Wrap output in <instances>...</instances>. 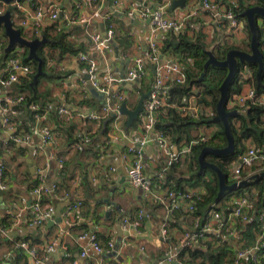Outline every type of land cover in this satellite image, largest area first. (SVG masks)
<instances>
[{
  "label": "crops",
  "instance_id": "0c3cea01",
  "mask_svg": "<svg viewBox=\"0 0 264 264\" xmlns=\"http://www.w3.org/2000/svg\"><path fill=\"white\" fill-rule=\"evenodd\" d=\"M46 1L33 0V3L45 4ZM58 1L63 12L79 11L86 18L91 19L90 24L66 27L63 26L60 18L56 21L44 19L38 26L39 37L47 33L54 38L55 31L60 32L64 29L65 41L75 48L82 47V49L75 53H62L61 46L52 38L45 36L48 42H45L41 49L47 60V67L49 68L52 64V68L51 71H47L48 76L46 73L42 74V79L35 83L41 96L30 107L33 111L32 119H29V110L23 107L14 108L20 103L12 105V110L8 112L4 110V97H15L18 94L15 88L19 80L15 87L0 88V166L4 168L5 181L4 192L0 195V264H72L73 261L77 264H157L169 253H178L182 233L186 230H194L196 224L204 223L208 218L209 210L202 211V214L187 211L185 203L180 201L179 208L171 212L168 210L169 201L164 204L151 202L143 195L141 189L129 183L123 168L122 152L132 140L144 136L147 131L138 126L133 130H127L126 116L122 115L117 125L111 126L106 139L100 134L97 135L100 128L98 122L87 119L84 115L90 110L91 113L102 115L103 102L93 97L88 89V80L85 79L83 63L79 55L86 53L95 61L92 78L97 82L106 73L116 76L124 74L132 66L136 57L144 56L145 47L151 35L147 19H142L138 11L129 15L130 3L135 2L138 8L142 5L152 7L162 0ZM77 3L79 7L76 6ZM189 3H198L201 9L200 0H190ZM24 6L27 7L25 4ZM183 8L177 6L172 12L167 8L169 16L186 20V26L181 33L193 37L201 32L205 36L204 41H211L210 45L213 44V47L216 44L240 46L245 41V26L232 29L226 20L215 18L205 10L202 11V17L206 22L196 21V16L188 19L186 15L192 10L188 12ZM26 10V8L14 9L11 19L15 27L20 28L26 37L32 39L35 36L33 26L29 24L26 28L20 27ZM106 14L111 15L115 24V36L111 44L112 49L100 51L94 48L88 34L94 27L99 33L104 34ZM58 22L61 23L60 26ZM162 32L164 31L156 35L160 46L165 44L162 36L164 39L167 37V34ZM4 40V45L0 43V56L2 48L7 44V39ZM16 50L21 52L23 48L17 46ZM177 52L163 51V54L172 55ZM150 71L152 77L149 81H145V91L153 79V72ZM6 73H8L7 66L0 63V80ZM19 74L26 75L23 72ZM138 85V82L132 86L129 83H113L111 90L121 91L123 95H127V91H134L138 96L141 93V86L138 88ZM51 102L66 105L70 111L68 117L60 118L53 109L46 113L47 105ZM132 103L130 99V104ZM5 115H8L10 121L8 127L2 126ZM70 123H72V131H75L72 137L89 132L86 141L93 136L99 137L100 140L94 146L99 152L98 156H94L91 150H87L88 152L84 155H78V140L77 143L74 142V146L67 143L66 130ZM43 126L50 127L55 133L54 145L41 144L40 131ZM24 134H29L27 143H18L13 140L15 136ZM191 134L205 139L211 136L200 131L199 126L193 128ZM11 140L14 142L12 143ZM245 143L246 148L252 145L249 140ZM100 145L104 147L103 152L100 151ZM174 146L178 150L190 147L182 143L179 146L174 144ZM158 147L154 141L144 146V174L154 184L162 182L164 191L168 186L173 185L175 179L186 177L181 172L184 171L182 164L187 159L188 152L181 155L175 168L170 169V167L168 171L162 172ZM58 159L63 160L64 163L60 164ZM39 168L44 169L47 181H58L61 177L64 178L63 183L69 186V195H65L67 191L60 190L51 197L54 211L57 207L61 208L60 222H56L53 217L50 225L46 222L40 227H33L27 222L33 214L31 203L34 200L29 183L37 176ZM111 168L115 170L112 171ZM261 169H264L263 159L255 163L248 175ZM167 175L170 179L166 181ZM184 186L198 189L202 194L205 193L201 184L194 187L188 184ZM110 187H113V193L109 196ZM239 196H231V198L234 201ZM75 200H80L81 204L77 207L74 217H65L67 205ZM108 200L115 206L106 207L105 202ZM139 209L145 211L144 218L136 228L124 229L122 221L125 219L134 221ZM231 209L227 214L222 213L223 226L219 232L210 233L192 247L206 250L208 245L216 247L221 242H225L232 247L225 256V264H230L236 251L243 248V231L248 224L238 217L230 216ZM254 216L255 213L251 215V217ZM16 217L19 221L13 224V219ZM164 226L166 234H162ZM91 232L95 233L102 247L100 252L94 251L90 247L89 239L82 237L84 233ZM254 237L255 242L261 239V232H255ZM108 240L114 243L112 249L107 247ZM19 241H25L28 247L18 246ZM30 249H33L35 254H31ZM83 249L86 250L85 256H81ZM178 261L182 264L186 262ZM199 261L200 258H197L194 263Z\"/></svg>",
  "mask_w": 264,
  "mask_h": 264
},
{
  "label": "built area",
  "instance_id": "2783aa9c",
  "mask_svg": "<svg viewBox=\"0 0 264 264\" xmlns=\"http://www.w3.org/2000/svg\"><path fill=\"white\" fill-rule=\"evenodd\" d=\"M97 2L98 0H92ZM172 0H162L158 5L149 7L142 5L137 6L135 2H131V11L129 15L134 11H138L142 19H148L150 17V39L145 47V54L141 57H136L133 60L132 66L122 75L116 76L112 73H106L101 77V80L97 82L92 78L95 69V61L90 59L86 53L79 55L80 61L83 63L82 70L85 74H89L90 84L99 92L104 95L106 105L102 106V115L97 113L85 114L84 117L98 122L100 126L103 119L110 114H114V121L111 126H116L121 115L119 108L121 102L125 96L121 91L111 90L113 83H137L146 76L147 70L150 71L154 65L155 73L153 79L149 85V95L143 100V110L141 112L142 127L147 133L140 138L132 140L122 152L123 168L126 172L129 183L142 190L143 195L154 203L164 204L168 202V210L173 211L178 209L180 201L185 203V209L187 211H194L196 203L201 200L203 195L198 189H187L185 191H178L171 188H166L164 191L162 182L152 183L146 178L144 174L143 164V148L152 141H156L159 146L160 156L162 157V172H166L169 168L180 161L183 153L189 152L190 148L186 147L182 150L175 149L174 143H172L161 130H155L154 125L158 121L159 114L165 112L168 108H176L179 112L187 114L192 119H198L201 115L205 117H213L212 111L207 107H204L199 100V95H190L186 102L182 105H176L170 102V91L175 85H181L186 81V69L194 65V57L187 54L184 51H178L175 54L166 55L163 54L162 46L157 41V33L161 31H173L178 34L183 31L186 26V20L184 18H175L167 14V8L171 4ZM17 9L24 10L26 8L25 17L21 20L20 27L26 28L31 24L34 29V34L40 35L38 26L40 21L44 19L50 21H56L60 18L63 21L64 26L73 27L77 25H88L91 19L86 18L84 14L79 11H71L70 13L63 12L58 0H47L45 4L33 3V0H22L20 2H12ZM27 5V7L24 6ZM201 9L210 12L213 17L226 20L230 28H242L246 25V22L238 18L233 11L236 6V0H228L226 4H221L216 0H200ZM79 7V4H76ZM7 5L0 2V14L4 13ZM30 8V9H29ZM62 11V12H61ZM61 13V14H60ZM197 11L192 10L186 15L188 19L195 17ZM106 22V28L104 34L99 33L94 27L93 31L88 34V38L93 43L94 48L100 51L111 50L112 40L115 36V24L110 14L104 16ZM258 26L264 28V20L258 19ZM4 37L0 34V43L3 44ZM8 73L5 78L0 80V88L8 87L12 82L19 80L20 72L28 74L30 67L23 64L17 57H10L7 60ZM150 69V70H149ZM151 72V71H150ZM245 74L249 79L252 76V70L248 67L245 68ZM140 95V93H139ZM23 95L18 94L15 97H4V110H12V105L18 104L23 100ZM251 104H264V95L257 96L255 90L249 81L245 83L243 90L227 100V108L239 109L245 112V108ZM48 110H55L60 118L68 117L70 111L64 104H52L47 105ZM10 124L8 115L3 116V127H8ZM150 129H153L152 133ZM90 133V132H89ZM89 133H80L78 135L77 148L82 149L86 136ZM204 140L205 138H201ZM15 142L27 143L29 141V134L17 135L13 138ZM41 144L44 146L54 145L56 142L55 133L48 126H43L40 131ZM35 151V149H34ZM100 151H104V147L100 145ZM257 159L264 160V150L261 146L252 144L248 146L235 160L233 167V182L240 181V174L242 169L246 166L252 165ZM60 164L64 161L58 159ZM114 171V168H111ZM4 168L0 166V189L4 190L5 181ZM38 184L31 189V194L34 196V201L31 203L32 216L29 221V225L33 227H40L46 222L53 221L54 205L51 203H41L39 201L43 194H46L55 189L56 184L54 181H47L44 169H37ZM65 195H69L66 192ZM81 204L80 200L72 202L67 205L64 215L67 218H72L75 215L77 207ZM250 207V195H240L237 199V205L231 209L230 216L238 217L243 222H248L252 217L248 211ZM145 211L139 209L134 221L125 219L122 221V227L124 229L136 228L139 222L144 218ZM208 218L204 223L196 224L194 230H186L182 233L179 240L178 249L192 248L204 239L208 234L212 232H219L223 226L222 214L215 208H210ZM261 227V239L257 240L255 244L248 248H241L236 251L230 264H243L244 262H257L259 259L258 250L264 242V210L255 214L254 216ZM19 219L16 217L13 219V224L17 223ZM162 234H166V227H162ZM82 237L89 239L90 247L100 252L102 247L97 241L95 233H84ZM18 246L27 248L25 241H19ZM114 243L112 240L107 241V247L112 249ZM31 254H35L33 249H30ZM86 255V250L83 249L81 256ZM157 264L171 263L172 260H177V253H169ZM36 262H38L36 260ZM72 264H77L73 261ZM184 264H190L185 262Z\"/></svg>",
  "mask_w": 264,
  "mask_h": 264
},
{
  "label": "trees",
  "instance_id": "16d2710c",
  "mask_svg": "<svg viewBox=\"0 0 264 264\" xmlns=\"http://www.w3.org/2000/svg\"><path fill=\"white\" fill-rule=\"evenodd\" d=\"M220 3L226 4L227 0H217ZM260 5L264 7V0H236V6L233 8L234 13L238 18H242L240 13L243 9L251 6V5ZM15 26V25H14ZM245 27L248 29L247 25ZM18 28V27H17ZM54 29V28H53ZM259 30V48L262 50L264 47V28L258 26ZM61 32V31H60ZM0 34L4 37L3 28L0 26ZM25 36L24 34H22ZM47 38H52L51 35L45 33ZM64 34L61 33L58 36L52 38L56 44L61 46V52H70L75 53L78 50L80 51L82 47L75 48L74 46L69 45L65 39ZM247 40L243 42L240 46H230V45H220L216 44L211 50L214 52L218 59H223L225 53L232 49L237 48L241 50H249L250 47V33H247ZM35 37V36H34ZM33 37V38H34ZM203 34L201 32L196 33L193 37L186 35L185 33L172 34L171 39H167L163 48V51L171 48L170 50L184 51L187 54L194 57V68L188 67L186 69V81L181 85H175L171 88L170 91V102L176 105H182L186 102L187 98L192 94L199 95V100L203 104L204 107H212L213 116L215 115V106L216 102L219 98V90L218 87L221 84L222 80L226 75V69L221 67H209L205 72V75L202 79H199L201 72L203 71V64L207 59L206 48L207 45L205 41L202 40ZM5 40L3 41L4 45ZM23 51H17L16 48H13L10 51H5V46L2 48V53L0 56V63L7 66V60L10 57H17L23 64H26L30 67V72L26 75L19 76V84L16 86L15 90H17L18 94L23 95V100L20 102V105L14 106L18 109L23 107L26 110H29V119L33 117V111L30 108L31 105L38 100L41 94L38 91L37 85L33 86L30 83L33 80V76L37 70V62L33 59L28 58L27 53L28 50L26 47H22ZM42 47L38 48L37 54L42 59V71L47 74V60L42 53ZM264 54V53H263ZM246 64V63H242ZM238 63V67L242 65ZM252 70V76L249 78L255 93L257 96L264 95V67L262 73L257 79V65L249 64ZM192 68V69H191ZM7 73L3 76L5 78ZM48 76V74H47ZM42 79V76L38 77L37 81L39 82ZM242 81L240 80L238 71L235 74L232 82L228 88V100L233 97L234 94L240 93L242 89ZM194 86V91H192V87ZM141 90V92H144ZM17 94V95H18ZM227 107V103H226ZM230 109V108H227ZM115 115L110 114L107 115L103 121L101 122L100 128L98 130L97 135L99 134L106 139L107 133L111 129V123L114 121ZM211 117H205L201 115L198 119H192L187 114H183L179 112L176 108H168L164 113L161 112L158 117V121L154 125L155 130H161L164 132L166 137L177 146L182 144L190 145V151L188 152V157L185 159L184 171L181 172L182 175L186 177H179L173 181L172 186H168L171 189L178 191H185L187 188L184 185L188 184L190 187L197 186L199 184L203 185L205 189V193L201 196V200L196 203V208L194 212L197 214H202V211H206V209L215 208L216 202L218 199L224 196H230L233 194L232 191H226L223 195L217 198L218 192V178L216 173L206 168L203 170V174H198V155L203 146L209 145L213 147H224L226 145V138L223 132V126L220 122H215L210 120ZM231 129L234 135L235 148L234 151L225 154L222 156H215L213 154H206L205 159L211 162H214L218 165V167L225 172L226 166L230 162H234L238 156L246 149V141H250L252 144L261 146L264 148V104H251L245 108V114L233 115L229 118ZM235 122H238L236 125ZM134 124V122H133ZM205 124L207 126L215 125L217 128L213 131L212 135L209 139L202 140L200 137L193 136L191 134V130L198 126ZM66 128V127H65ZM73 127H68L66 132L67 135L70 136ZM72 140L77 143L79 139L78 136L72 137ZM99 137L93 136L88 141L85 140L81 150H77L78 155H84L87 153V150H91L94 156H98L99 152L94 146L99 141ZM13 143L14 141L11 140ZM193 142V143H192ZM187 153V152H186ZM175 168V165L171 166L170 169ZM253 168V167H252ZM264 171L261 169L256 172ZM255 172V173H256ZM226 173V172H225ZM227 175V174H226ZM249 175L241 172V179L248 177ZM63 179L61 177L60 180H51L54 181L56 187L54 190L43 194L39 201L41 203L48 202L51 197L63 191H69V186L63 183ZM170 177L167 175L166 181L169 180ZM260 178L249 181L246 185L250 184V182H257ZM233 180H227V183H232ZM38 184V180L36 176L33 178L31 183H29V188L32 189L34 186ZM166 184V183H164ZM241 189L238 188L237 191ZM34 201V200H33ZM253 201V200H252ZM256 207H261L264 210V187L260 188L257 192L254 202L252 203ZM216 209V208H215ZM257 214V213H256ZM225 222V221H224ZM244 228L242 240H244L243 248L251 247L255 244V232H261V227L255 217H252ZM210 235V234H208ZM264 242V238L262 239ZM226 243L221 242L218 246L213 247L212 245H208L206 250H201L199 248H183L178 251L177 259L183 261V259L190 264H195V259L200 258V261L196 264H225V256L227 255L229 249L226 248ZM259 259L257 262H244L243 264H264V245L260 247L258 250Z\"/></svg>",
  "mask_w": 264,
  "mask_h": 264
},
{
  "label": "water",
  "instance_id": "95a60500",
  "mask_svg": "<svg viewBox=\"0 0 264 264\" xmlns=\"http://www.w3.org/2000/svg\"><path fill=\"white\" fill-rule=\"evenodd\" d=\"M20 2L22 0H0V2L5 3L7 5L4 13L0 14V26L3 28L4 36L7 39V44L5 46V51H10L17 46L26 47L28 50L27 56L30 59H33L37 62V70L33 76V80L30 83L33 86L39 76L44 74L42 71V59L38 56L37 50L42 47L45 42H48V39L41 35L40 37L36 35L34 38L30 39L29 37L23 36L20 28H17L13 25L11 19V13L16 6L12 2ZM186 0H172L168 10L170 12L173 11L175 7L183 8L185 6ZM62 12V11H61ZM61 14V13H60ZM241 17L245 19L246 25L248 27V31L250 33V47L249 50H241L237 48H232L225 53L223 59H218L214 52L211 49H206L207 59L203 64V71L201 72L199 79H202L205 75V72L209 67H221L226 69V75L222 80L221 84L218 87L219 90V98L216 102L215 106V115L210 118L211 121L220 122L223 126V132L226 138V145L224 147H213V146H203L198 155V174H203V170L209 168L213 170L218 178V192L217 198L224 194L226 191H232L238 189L242 186H245L249 181L255 180L258 178L264 179V171L256 172L248 177L241 179L240 181L227 183V175L223 172L217 164L214 162L208 161L205 159L206 154H213L215 156H222L225 154H229L234 151L235 142L234 135L231 129L229 118L233 115L245 114L244 111L239 109H227L226 103L228 100V88L232 79L238 71V63H246V64H256L257 72L256 77L259 79L263 67H264V54L262 50L259 48V30H258V19L262 18L264 20V7L260 5H251L245 9H243L240 13ZM147 21H150V17H148ZM104 33V30H103ZM153 74L155 73L154 65L151 67ZM90 75L85 74V79L88 80V89L90 90L93 97L97 99H101L103 104L106 105V101L104 95L99 93L89 81ZM139 82V81H138ZM126 84V83H124ZM134 83H129L132 86ZM17 82H12L10 87H15ZM149 90L141 92L139 98L134 105V107L129 108L126 105V101L123 100L121 102L119 111L122 115L126 116L125 127L128 128L132 123L139 118V114L143 110V100L149 95ZM75 110L73 107H70ZM91 114V110L87 113ZM152 132L153 129H150ZM155 144L157 142L155 141ZM264 150V148H263ZM4 192V190L0 189V195ZM113 193V187L109 188V196ZM100 202V201H98ZM105 206L113 207L115 206L112 201H106ZM108 212V211H107ZM107 214V213H106ZM53 217L56 222L61 221V208L57 207L54 211ZM52 222H48L47 225H50ZM169 256V255H166ZM165 256V257H166ZM171 264H182L178 260L174 259L171 261Z\"/></svg>",
  "mask_w": 264,
  "mask_h": 264
},
{
  "label": "rangeland",
  "instance_id": "374dc122",
  "mask_svg": "<svg viewBox=\"0 0 264 264\" xmlns=\"http://www.w3.org/2000/svg\"><path fill=\"white\" fill-rule=\"evenodd\" d=\"M189 1L190 0H187L186 1V5L184 6V8L183 9H185V10H187L188 12L190 11V10H196L197 11V15H196V21H200V22H202V23H204V22H206V20H205V18L204 17H202V9H200V6H199V4L198 3H193V4H190L189 3ZM192 1V0H191ZM217 1V0H216ZM228 1V0H227ZM209 14V13H208ZM176 18V17H175ZM242 20H244L245 21V19L244 18H241ZM61 25V23H59L58 22V26H60ZM63 26H64V24H63ZM232 29H236V28H232ZM245 39L247 40L248 38V36H247V33H248V29L245 27ZM56 32V36H58L59 34H61V33H63L64 32V29L61 31V32H59V31H55ZM162 33H164V34H167L166 36V38L164 39V37L162 36V38H163V41L164 42H166L167 41V39L169 40V39H171V36H172V34H174V32L173 31H164V32H162ZM204 38H205V36L203 35V37H202V40L204 41ZM205 43H206V45H207V49H211V48H213V44L212 45H210L211 44V41L210 42H206L205 41ZM164 45H162V47H163ZM212 46V47H211ZM171 48H169V49H166V50H164L165 52H168V51H170V52H174V51H172V50H170ZM262 49H263V53H264V47H262ZM242 64V63H241ZM192 68H194V65L193 66H191ZM246 67H248L249 69H250V66H249V64H242V65H240L239 67H238V74H239V77H240V80L242 81V83H243V85H242V89H241V91L243 90V87H244V84L245 83H249V79L247 78V75L245 74V68ZM51 68H52V64H50V67L48 68V72L49 71H51ZM191 68V69H192ZM151 77H152V74L150 73V71H148L147 70V73H146V76L145 77H143V79L142 80H140L138 83H139V85H138V88L140 87V90H144V88H145V81H149L150 79H151ZM149 87H147V89H148ZM193 89H192V91H194L195 89H194V86L192 87ZM127 95H124L125 96V98H124V100L126 101V105H127V107H129V108H132V107H134V105L136 104V102H137V100H138V98H139V95L137 96V95H135V93H134V91H127V93H126ZM236 94H238V93H236ZM236 94H234V95H236ZM233 95V96H234ZM130 99H132V104H130ZM51 103H55V102H51ZM209 109H210V111H213V109H212V107H209ZM52 110H47L46 111V113L47 112H51ZM213 113H214V111H213ZM121 116H122V114L120 115V117H119V119L121 118ZM235 124L237 125L238 124V122H235ZM72 125V123H70L69 124V128H70V126ZM136 126H138V127H142V117H141V113L139 114V118L137 119V120H135L134 121V124H132V125H130L128 128H126L127 130H133V129H135V127ZM72 127V126H71ZM206 128H208L207 130H206ZM216 126L215 125H210V126H207V125H205V124H202L201 126H199V130L200 131H203V132H206V135H208V136H210V135H212V133H213V131H215L216 130ZM73 129V128H72ZM72 129H70V131H71V134H70V136H66V141H67V143L68 144H70V145H73L74 146V141L72 140V138H71V136H73V134L75 133V131H72ZM208 133V134H207ZM248 142V141H247ZM159 148V147H158ZM159 157H161L160 155H159ZM161 161H162V157H161ZM258 161H260V159H257L253 164L255 165V163H257ZM234 163H235V161L234 162H230L227 166H226V169H225V172H226V174H227V180H233V178H234V176H233V167H234ZM253 165V166H254ZM252 165H250V166H246V167H244L243 169H242V173H246V174H248V172H249V170L250 169H252V167H251ZM229 177V178H228ZM240 177H241V174H240ZM262 187H264V179L263 178H260L257 182H250V184H248V185H245V186H242V187H240V191H237V189H235L234 191H232L233 192V194L232 195H226V196H224V197H222V198H220V199H218V201L216 202V205H215V208H216V210L217 211H219L221 214L222 213H224V214H227L229 211H230V208H233L234 206H236L237 205V199H238V197L233 201V199L231 198V196H233V197H235V196H237V195H250V207H249V209H248V211L251 213V215H253L254 213L256 214H258L259 212H261V211H263L262 209L263 208H261V207H256V206H254L252 203L254 202V199H255V196H256V194H257V192L259 191V189L260 188H262ZM231 198V199H230ZM253 200V201H252ZM76 201V200H75ZM75 201H73V203L75 202ZM44 203H51L52 204V202H51V199L48 201V202H44ZM29 221H30V219H28V224H29ZM226 245V248H227V250L229 249V251H230V249H232V247L229 245L228 246V244H225ZM183 261H185V260H183Z\"/></svg>",
  "mask_w": 264,
  "mask_h": 264
}]
</instances>
